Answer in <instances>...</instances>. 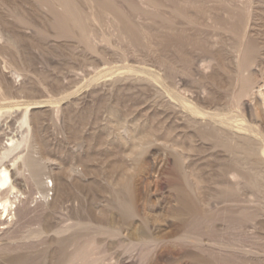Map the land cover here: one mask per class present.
<instances>
[{
	"label": "rangeland",
	"instance_id": "rangeland-1",
	"mask_svg": "<svg viewBox=\"0 0 264 264\" xmlns=\"http://www.w3.org/2000/svg\"><path fill=\"white\" fill-rule=\"evenodd\" d=\"M40 1L0 0V89L3 104H31L32 143L14 155L31 154L45 163V181H59L45 199L24 179L12 222L0 220V264H66L84 251L96 259L87 264H264L257 135L243 155L224 148L217 126L170 94L208 113L242 115L264 138V0H92L93 44L57 34ZM115 16L136 35L132 44L112 34ZM21 108L0 116V150L26 132ZM12 159L5 164L21 170ZM238 160L259 191H225L236 180L225 170ZM236 194L244 206L230 201ZM59 226L68 228L61 238ZM41 227L48 236L36 234Z\"/></svg>",
	"mask_w": 264,
	"mask_h": 264
},
{
	"label": "bare ground",
	"instance_id": "bare-ground-1",
	"mask_svg": "<svg viewBox=\"0 0 264 264\" xmlns=\"http://www.w3.org/2000/svg\"><path fill=\"white\" fill-rule=\"evenodd\" d=\"M84 1L88 2L89 4L88 5L89 10L87 12H84V10L80 7L79 0H45V1L43 0L42 2L40 1V3L42 5V8L48 11L52 15V17L51 16L50 17H51L52 22L55 25V26L53 25V27L54 28L56 27L55 30L57 31V34H60V35L71 34L73 35L72 37H76L77 40L78 39L82 41L86 40L89 43L93 44L95 41L96 35L94 36L91 31L87 30L86 23L88 21H91L92 23V21H95L97 19V11H96V8L92 0H84ZM148 1L152 3L156 2V0H148ZM237 1L238 2L236 5H240L241 3H244L247 0H237ZM110 21H111L110 27L112 30V34L115 36L118 42L132 44V39H134L136 35H134L133 32H131L128 25L120 24V21L118 20V18H116V16H115V22L114 20L112 21L111 18H110ZM24 23L25 25L26 24L31 25V26L33 25V23L26 22V21H24ZM0 38L1 39L4 38V32L2 29L1 21H0ZM5 40L10 42L11 44H16L11 34H8ZM234 52H235L233 55L234 60L238 63L239 61H241L240 60L241 54L244 51L243 49L238 47ZM111 72H108V70L104 72L100 71L97 74V78L107 75ZM139 72L145 73L146 76L148 75L147 78L151 76L152 79L157 83H160V80H162V78L160 79L161 76L156 74V72L149 71V69L148 71L141 69L139 70ZM252 88H253L252 86L246 87V90H245L246 94L251 93V95H253ZM178 92L179 91L177 90L170 91V94L172 95V98L175 101H177L181 106L190 110L192 113L199 115V117H202V119L208 118L209 121H211L215 126H217V134L221 137L220 138L222 141L221 145L224 146V148L230 147L231 150L237 152L239 155H243L248 151L246 149V146H244L245 144L244 141L250 140V134L254 133L255 135H257V137H255V140L257 141L256 142V152L258 153L259 156H261L264 159V138L261 134L258 135V133L253 132L252 130L253 127L248 124L247 120L242 115L208 113L207 111H204V110H201L195 107L191 103V101L187 100L184 96H182ZM6 98L7 97H5L3 91L0 89V110L3 109V112L0 111V116L2 115V113H8L12 111L13 109H17V108L19 109L20 107H22L21 117H20V123H21L20 126L25 125L27 127V129L25 130L26 132L22 134L20 138L17 139L11 136L7 141L8 144L5 145L0 150V220H6V221L9 220L12 222V218L15 216V213H16L15 212L17 208L16 203L17 201H21V199L19 198L17 194H19L20 189L23 186L24 179H28L32 184L43 189V193H44L43 196L45 199H48L50 194L51 195L53 194L52 192L49 193V191L53 190V188L56 189L59 179L57 177H55L54 179L49 178L50 176H48L46 177V180L48 181H45L43 178L44 175L47 174L45 163H43L39 159L33 158L31 154L26 153V154L14 155V153L20 146L23 145V147L25 146L26 148V147H30L32 143L31 142L32 135L31 136L29 135V131L31 130L29 128V114H30L29 104L30 103H25V102L14 103L12 100L10 101L9 99H7V102L4 101L6 104H3L2 102L4 99L6 100ZM57 103H53V105ZM57 106H59V103ZM218 127H220V129H218ZM212 134H214V132H212ZM11 155L13 156V159H12V164L10 165L14 167L16 166L17 161L20 160L19 162L21 163V166H22L21 170L18 169V167L17 169L14 170L12 168H9L8 165L5 164V160L9 158ZM244 172H245V168L242 166V163L239 160L234 162L232 167L225 170V174L228 177V179H231V178L236 179L235 182L231 185L232 187L229 186L225 190L226 192L229 189H230L229 190L230 192L232 189L236 188V186H238L239 184L240 185L249 184L253 188H255L256 191H259L260 183H259L258 177L248 182L247 178L245 177ZM25 173L27 176H24ZM17 174H21L23 179L18 178ZM229 195L231 196V194ZM236 195L237 196H232L235 198L233 200L231 199L230 201L233 204H237V205L240 204L239 205L240 207L244 206L245 201L242 200L238 194ZM56 196H52L50 198V202H48V205L52 209H56L58 206V202L56 201ZM217 202L218 201H216L213 206L217 207ZM125 206H126L127 213L130 214L131 213V200L128 201L127 205L125 203ZM67 229H68L67 227L59 226L57 229L54 230V234L57 238H61L65 235V232L67 231ZM37 231L38 232L36 234L39 236V235L47 234L49 230L44 227L43 228L41 227ZM182 238H185V237H182ZM217 245L221 249L223 247L225 248L229 247L228 245H223L221 243ZM91 248L92 246H90V249ZM81 254L80 253L76 254L75 257L69 259L68 263L66 261V264H87L89 262L88 259H91L92 261H96V259L92 258V253L88 251H84ZM84 255L86 259H84Z\"/></svg>",
	"mask_w": 264,
	"mask_h": 264
}]
</instances>
